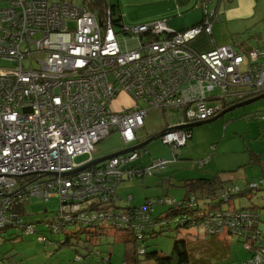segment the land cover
I'll list each match as a JSON object with an SVG mask.
<instances>
[{
	"label": "built area",
	"instance_id": "built-area-1",
	"mask_svg": "<svg viewBox=\"0 0 264 264\" xmlns=\"http://www.w3.org/2000/svg\"><path fill=\"white\" fill-rule=\"evenodd\" d=\"M211 1H198L204 19L184 31H171L164 21L124 26L125 48L109 7L104 19L64 0H10L0 9V56L12 62L0 67V227L11 218L6 211L16 199L56 196L72 221V212L104 200L120 180L166 167L164 158L126 167L140 157L135 149L77 170L85 163L78 165L75 158L92 154L112 131L120 132L127 147L137 142L136 131L150 109L179 110L185 116L179 124L190 123L214 116L227 96L264 92V22L255 47L220 45L201 52L191 45L200 34H211L222 17L208 7ZM129 40L137 47L130 48ZM238 86L247 89L233 91ZM216 87L220 94L208 96ZM120 93L132 102L114 109ZM174 126L161 137L176 148L191 132ZM29 176L33 179L18 180Z\"/></svg>",
	"mask_w": 264,
	"mask_h": 264
},
{
	"label": "rangeland",
	"instance_id": "rangeland-1",
	"mask_svg": "<svg viewBox=\"0 0 264 264\" xmlns=\"http://www.w3.org/2000/svg\"><path fill=\"white\" fill-rule=\"evenodd\" d=\"M59 1V0H50ZM79 6H89V0H64ZM114 0H101L100 4L93 5L91 8L98 16L101 15V6L110 5ZM116 3V2H115ZM117 31L119 26H115ZM129 37L123 32L118 33V39L125 48V39ZM137 41L129 40L128 46L135 48ZM31 59H26L25 64L29 65ZM33 65L37 66L35 60ZM12 62L0 56V67L11 66ZM247 89V86L234 87L233 91ZM219 87L208 91L207 95L217 96L220 94ZM263 93V92H262ZM257 94V93H254ZM261 94V93H259ZM125 97V96H124ZM231 96L226 99L231 100ZM126 98V97H125ZM118 95L115 101L127 100ZM112 107L116 109V102ZM217 100H211L209 104H217ZM225 103V102H224ZM139 104L147 107L142 100ZM226 104V103H225ZM224 105L216 113L223 110ZM264 114V98L248 103L244 106L234 108L218 117L216 120L191 127L192 135L186 144L179 147H172L165 143L162 137L149 142L146 146L139 148L141 157L134 163L125 164L126 167L141 166L145 162L150 164L152 160L164 158L169 161V165L163 170L156 172L153 176L144 178L125 179L118 189V194L122 199L117 202L126 205L125 197L133 195V204H141L145 197H157L169 195L178 199L183 198L187 193L185 184L190 178L200 176H213L222 170H234L232 183L244 185L249 181H258L264 178V118L257 115ZM215 116V115H214ZM213 117V116H212ZM211 117V118H212ZM185 120L183 112L179 110H158L150 109L145 117V125L136 131L137 140L140 142L154 136L169 126H174ZM137 141V142H138ZM135 142L133 145H136ZM128 145L123 141L119 131H112L97 144V149L91 154H82L75 158L76 164H83L94 158L117 152L126 148ZM177 154V156H176ZM201 161L206 163L201 164ZM201 166V167H200ZM29 177L18 178L20 181L30 180ZM233 206L240 208L243 206L257 205L261 213V229L264 230V187L255 190L252 198L248 196L236 197ZM60 199L56 196L46 200L40 196H29L23 204L26 212L25 220L31 222L36 228L35 234L22 233L21 230L10 228L0 233V264H121L128 259V247L112 230L108 234H103L95 242L87 241L88 234L80 233L73 236L71 244H60L59 242L43 243L38 240V234L43 233L50 240H63L64 234L54 235L45 230V221L54 217L59 207ZM226 206V205H224ZM166 210L164 205H156L154 216ZM174 224L171 228H164L157 237L147 241L148 250L157 249L158 251L170 254L173 242L180 238ZM78 228L70 226L68 231H76ZM185 232L203 234L200 225L188 227ZM231 238V246L228 258L214 264H242L251 258L252 253L245 249L244 242L237 237ZM91 250L99 251L91 254ZM131 253V251H130ZM78 254L82 258L78 259ZM111 254V260L106 259ZM131 256V255H130ZM140 264H155L147 260L144 256L140 257Z\"/></svg>",
	"mask_w": 264,
	"mask_h": 264
},
{
	"label": "trees",
	"instance_id": "trees-1",
	"mask_svg": "<svg viewBox=\"0 0 264 264\" xmlns=\"http://www.w3.org/2000/svg\"><path fill=\"white\" fill-rule=\"evenodd\" d=\"M100 2L101 0H92L87 6L94 11L91 8V4L98 5ZM198 5L202 8L199 3ZM101 7V15L99 17L104 19L106 8L109 7L112 12L114 25L120 27L116 31H124L122 17L118 11L117 4L111 2L110 5ZM237 91L241 92L242 90ZM257 95L259 93L238 94L231 100L225 99L224 102L226 104L224 107ZM257 116L258 118H264V114ZM186 129L191 132V127ZM164 130L152 137L161 135ZM103 164L101 162L88 168L99 167ZM149 165L151 163L140 167ZM168 165L169 163H167L166 167ZM166 167L154 171L149 176L163 171ZM233 171L222 170L216 172L213 176L190 178L185 183L187 185V193L183 198L178 199L169 195L145 197V200L138 205L132 203L133 195L125 197L126 205H121L117 202L122 199L117 192L119 185L125 179L128 180L130 178L122 179L112 191L104 196V200L87 203L80 208L81 210L79 209V212H72V221L66 219L70 213L68 211L69 208L64 207L65 202L60 201L56 214L52 219L45 221L46 225L44 228L54 235L64 234L63 240H50L43 233L38 234V240L43 243L49 241V243L59 242L62 245H70L73 236L86 233L88 234L87 241L95 242L101 235L108 234L112 230L116 236L125 241L128 247V259L121 264H140V257L142 256L155 262V264H214L228 258L231 246L230 237H237L239 241L244 242L245 249L252 253L251 258L243 261L242 264H264V230L260 227V223L263 221L261 220V213L256 207L257 205L252 204L251 206L237 208L233 206L232 202L236 197L240 196H248L251 199L255 190L263 189L264 178L261 177L258 181H249L244 185H238L232 183ZM135 177L144 178L146 176H133L132 179ZM27 198L24 200L16 199L12 202L11 207L6 211V215L11 218L0 227V233L10 228H16L26 234L33 235L36 233L37 230L33 224L24 219L26 212L23 204ZM156 205H164L166 210L160 212L158 216H154ZM83 212L89 216L88 219H80V215ZM173 224L181 235L180 238L174 240L171 253L165 254L157 249L149 251L147 241L160 235L164 228H171ZM197 225L201 226L203 234L197 232L188 233L183 230ZM70 226L78 229L76 231H68ZM30 228H32V231H29ZM90 252L95 254L99 251L91 250ZM81 258L82 256L78 254V259L80 260ZM258 258L261 261H258ZM102 260L110 262L111 254L106 259L101 258Z\"/></svg>",
	"mask_w": 264,
	"mask_h": 264
},
{
	"label": "crops",
	"instance_id": "crops-1",
	"mask_svg": "<svg viewBox=\"0 0 264 264\" xmlns=\"http://www.w3.org/2000/svg\"><path fill=\"white\" fill-rule=\"evenodd\" d=\"M9 1L0 0V9L7 6ZM114 1L124 26L164 21L171 31L180 32L202 23L204 16L203 9L198 5L199 0ZM209 7L219 11L222 17L213 23L211 34L202 33L192 40L191 45L196 50L206 52L220 45L244 50L262 42L264 0H212ZM119 95L127 100H114L117 109L132 102L125 93Z\"/></svg>",
	"mask_w": 264,
	"mask_h": 264
},
{
	"label": "water",
	"instance_id": "water-1",
	"mask_svg": "<svg viewBox=\"0 0 264 264\" xmlns=\"http://www.w3.org/2000/svg\"><path fill=\"white\" fill-rule=\"evenodd\" d=\"M100 25H102V21H100ZM261 98H264V92L259 94V95H257V96L250 97L248 99H245V100L239 101L237 103H234L231 106L221 110L218 114H216L215 116H213L212 118H209L207 120H200V121H195V122H190V123L178 124V125L174 126L173 128H177V129L189 128V127H193V126H196V125H202V124L214 121L218 117L223 116L225 113L233 110L234 108L244 106V105H246L248 103L254 102V101L259 100ZM164 132H165V130L163 131V133L161 135H163ZM161 135H159L157 137H161ZM157 137H150V138L146 139L143 142L137 143L136 145H132L130 147L121 149V150H119L117 152H114V153H111V154H107V155H103V156L94 158L93 160H91V161L85 163L84 165L80 166L77 170L86 169V168L91 167L93 165H96L98 163L104 162V161H106V160H108V159H110L112 157H116L118 155L125 154L127 152L132 151V150L142 148V147L146 146L152 140L156 139ZM68 174H70V173H67V172H63L62 173V175H68Z\"/></svg>",
	"mask_w": 264,
	"mask_h": 264
},
{
	"label": "flooded vegetation",
	"instance_id": "flooded-vegetation-1",
	"mask_svg": "<svg viewBox=\"0 0 264 264\" xmlns=\"http://www.w3.org/2000/svg\"><path fill=\"white\" fill-rule=\"evenodd\" d=\"M223 105H225V103H223ZM227 107H229V106H226V107H224L223 109H225V108H227Z\"/></svg>",
	"mask_w": 264,
	"mask_h": 264
}]
</instances>
